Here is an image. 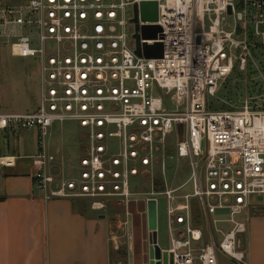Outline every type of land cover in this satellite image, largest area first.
I'll list each match as a JSON object with an SVG mask.
<instances>
[{"label":"built area","instance_id":"1","mask_svg":"<svg viewBox=\"0 0 264 264\" xmlns=\"http://www.w3.org/2000/svg\"><path fill=\"white\" fill-rule=\"evenodd\" d=\"M150 2L154 23L140 18V4ZM0 24L14 34L10 54L37 65L40 87L34 112L0 114V133L34 131L41 148L57 123H75L87 135L86 154L68 174L52 173L55 160L44 148L32 158L35 192L45 201L89 199L101 211L108 201L138 199L131 179L187 159L183 184L162 183L150 194L165 201L170 237L161 253L172 264H218L217 252L244 264L243 216L264 198V89L239 106L217 95L264 51V0H26L1 8ZM148 26L160 28L156 39L142 37ZM158 43L161 58H144V46ZM210 99L224 108L214 110ZM12 163L0 158V166ZM212 230L221 236L217 245Z\"/></svg>","mask_w":264,"mask_h":264},{"label":"crops","instance_id":"2","mask_svg":"<svg viewBox=\"0 0 264 264\" xmlns=\"http://www.w3.org/2000/svg\"><path fill=\"white\" fill-rule=\"evenodd\" d=\"M36 154V147L29 157L1 154L13 163L0 166V264H148L153 228L159 249L169 247L166 215L157 219V203L156 219L149 217L152 206L148 203L155 197L147 195L153 185L145 198L121 206L120 211L110 206L111 201L101 211L92 210L89 199L45 201L33 189L36 168L32 158ZM257 208L260 210L243 216L247 232L239 238L238 249L244 264H264L263 202ZM192 222L203 231L202 243H206L205 223L195 205ZM161 232L168 241L165 248L160 246Z\"/></svg>","mask_w":264,"mask_h":264},{"label":"rangeland","instance_id":"3","mask_svg":"<svg viewBox=\"0 0 264 264\" xmlns=\"http://www.w3.org/2000/svg\"><path fill=\"white\" fill-rule=\"evenodd\" d=\"M26 0H0V9L6 6L22 7ZM231 18L228 19L231 22ZM14 34L9 32L8 26L2 27L0 24V114H28L36 110L39 104L40 87L38 67L31 60L15 58L10 54V44L14 42ZM255 66L248 64L247 70L243 72L236 71L219 89L217 97L221 101H232L239 106L247 98H255L260 95L264 89V51H260L254 57ZM264 91V90H263ZM214 110H222L224 107L219 101L210 99ZM169 141L172 139L169 138ZM88 140L84 131L80 130L75 123L55 124L47 133L43 146L39 141L36 142L34 131H12L9 133H0V149L8 155L32 156L35 147L36 153L44 150L54 157L55 162L52 168L57 169L58 174L70 173L72 166H77L80 158L86 154ZM111 150L115 151L114 143L109 144ZM56 167V168H55ZM190 169L187 159H177L167 161L165 169L161 173L160 167L155 166L151 174H140L130 180V189L135 191L138 198H145V194L150 192V186L153 185V191L158 192L163 187H158L162 182L169 187H178L183 184L189 176ZM190 192V186L186 187L180 193ZM147 198H154L150 194ZM157 201V219H165V201L161 196L155 197ZM151 200V199H149ZM114 201L110 206L120 211L121 206H114ZM264 204V198H263ZM259 208L253 212L259 211ZM211 222V216H209ZM225 229V226H219ZM212 229V227H211ZM214 243L217 245L221 236L212 230ZM161 248L168 246L166 236L161 232L159 234ZM166 242V243H165ZM219 263H230L226 256L217 252ZM116 260V258H115ZM115 262V261H114Z\"/></svg>","mask_w":264,"mask_h":264},{"label":"water","instance_id":"4","mask_svg":"<svg viewBox=\"0 0 264 264\" xmlns=\"http://www.w3.org/2000/svg\"><path fill=\"white\" fill-rule=\"evenodd\" d=\"M140 18L144 22L154 23L157 20V4L155 2L150 3H141L139 6ZM135 18H136V7L134 9ZM229 13V10H228ZM136 19H134L135 21ZM160 34V28L157 26H148L141 28V35L146 39H156V37ZM137 40V36H135ZM136 55H141V48L137 44L136 46ZM142 55L144 58H161L162 55V45L160 43L155 44L154 46H144ZM179 139H183V126H177ZM152 206V213L149 215L150 219H156V203L151 200L148 203ZM153 231L152 236L149 240V249L147 251V258L150 261L148 264H172V256L167 254L166 252L161 253L159 247L156 243V234L155 229H151ZM155 261V263L152 262Z\"/></svg>","mask_w":264,"mask_h":264},{"label":"trees","instance_id":"5","mask_svg":"<svg viewBox=\"0 0 264 264\" xmlns=\"http://www.w3.org/2000/svg\"><path fill=\"white\" fill-rule=\"evenodd\" d=\"M4 152L0 149V157H2V155L1 154H3Z\"/></svg>","mask_w":264,"mask_h":264}]
</instances>
